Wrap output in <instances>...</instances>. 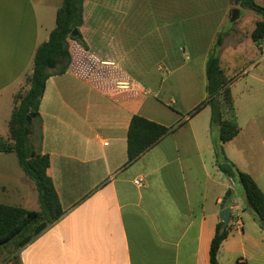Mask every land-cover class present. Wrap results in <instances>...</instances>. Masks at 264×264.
Wrapping results in <instances>:
<instances>
[{"label":"crops","instance_id":"obj_1","mask_svg":"<svg viewBox=\"0 0 264 264\" xmlns=\"http://www.w3.org/2000/svg\"><path fill=\"white\" fill-rule=\"evenodd\" d=\"M61 3L0 0V98L13 95L31 73ZM154 16L146 27L142 15H83L82 42L68 39L69 67L46 81L40 120L32 125L49 157L47 175L62 215L17 252L20 264H210L227 191L231 231L218 264H264V230L253 212L231 199L236 185L216 167L219 129L210 127V107L203 105L207 57L215 49L221 67L226 40L215 48L216 40L228 21L219 15ZM179 43L197 60L183 59ZM254 47L251 66L259 53ZM223 73L240 128L222 145L224 153L264 192V124L250 114L245 132L238 105L239 97L264 95V77H252L259 91L240 92L238 81ZM133 116L169 132L128 163ZM5 264H12L10 257Z\"/></svg>","mask_w":264,"mask_h":264},{"label":"trees","instance_id":"obj_2","mask_svg":"<svg viewBox=\"0 0 264 264\" xmlns=\"http://www.w3.org/2000/svg\"><path fill=\"white\" fill-rule=\"evenodd\" d=\"M235 2L240 8L261 17L255 22L250 34L252 42L258 46L264 40V6L258 5L255 0ZM83 15L84 0H62L56 11L55 28L48 40L35 51L31 73L25 76L26 89L22 93L19 91L14 97L8 123L9 142L0 140V154L15 155L19 168L33 182L39 203L38 210L0 203V256L11 249L9 257L12 264H20L17 252L62 215L54 185L47 175L49 157L41 153L39 141L32 133V125L40 120V99L45 91L46 81L50 76L65 73L69 67L68 39L82 42L80 28ZM221 43L222 38L218 37L216 47ZM206 80L207 100L203 105L210 107V127L216 126L219 129L220 145L215 147L216 167L242 187L246 209L254 213L260 228L264 230V192L253 177L240 171L223 151L222 145L235 138L240 128L234 116L230 80L224 75L214 50L207 57ZM168 132L167 128L159 124L133 116L127 133L128 163L135 161ZM230 231V224L225 228L221 222L216 225L209 247L210 264H218L220 246Z\"/></svg>","mask_w":264,"mask_h":264},{"label":"rangeland","instance_id":"obj_3","mask_svg":"<svg viewBox=\"0 0 264 264\" xmlns=\"http://www.w3.org/2000/svg\"><path fill=\"white\" fill-rule=\"evenodd\" d=\"M255 1L258 5L264 6V0ZM167 2H164V0H160L157 3L154 0H85L84 15H142L145 18L146 27L156 17L154 15H219V18L223 16L225 23L228 22L224 29L217 34V37L226 40L220 55L221 68L231 79L238 81L237 87L240 92L247 89L249 92L250 89L254 88H258L259 91L260 85L254 84L252 77H264V62L251 66V62L255 59V57L251 56L255 52V47L247 33L250 25L255 20L261 19L260 16L240 8L235 4V0H177L176 3ZM233 9L239 10L238 15L240 17L238 21L231 22L230 17ZM179 39L180 37H178ZM238 42L241 43L236 44ZM233 46H235V49ZM177 49L178 53L183 55V59L189 56L192 57V60H197L192 54V50L187 49L182 43L178 44ZM215 53L218 55V52ZM189 57L187 58L189 59ZM244 69H246L245 72L241 73ZM25 87V77H23L16 85L13 95L6 97L3 95L0 98L1 141L9 142L8 123L13 108V100L19 91L21 93L25 91ZM244 93L246 94L247 92ZM254 94L250 99L245 97H239L238 99V105L242 109L239 112V123L245 132L250 126V114L252 116L256 113L255 119H258L257 123L264 124V112L260 113V111L264 110V95ZM261 136H264V133ZM261 136L257 135V137ZM235 185L236 188L231 199H236L239 204L246 207L245 201L242 199L244 195L243 189L240 185L236 183ZM0 203L19 206L27 210L39 209L34 184L23 174L13 153L0 154ZM9 250L0 256V264H5V260L9 257Z\"/></svg>","mask_w":264,"mask_h":264},{"label":"water","instance_id":"obj_4","mask_svg":"<svg viewBox=\"0 0 264 264\" xmlns=\"http://www.w3.org/2000/svg\"><path fill=\"white\" fill-rule=\"evenodd\" d=\"M235 4H237V2H235ZM238 14H239V10L238 9H233L231 12V17H230V21L234 22L237 18H238ZM231 192L227 191L221 206H220V213H219V220L222 223V227H227L228 223H229V218H230V209L229 208H225V204L228 200V198L230 197Z\"/></svg>","mask_w":264,"mask_h":264},{"label":"built area","instance_id":"obj_5","mask_svg":"<svg viewBox=\"0 0 264 264\" xmlns=\"http://www.w3.org/2000/svg\"><path fill=\"white\" fill-rule=\"evenodd\" d=\"M258 51L259 53H258V59L256 63L264 62V40H262L260 44L258 45ZM135 184L140 185V181H135Z\"/></svg>","mask_w":264,"mask_h":264}]
</instances>
